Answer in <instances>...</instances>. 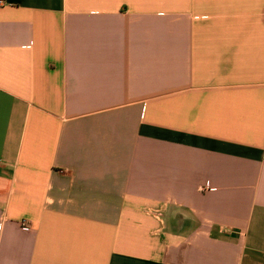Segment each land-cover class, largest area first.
<instances>
[{"label":"crops","instance_id":"1","mask_svg":"<svg viewBox=\"0 0 264 264\" xmlns=\"http://www.w3.org/2000/svg\"><path fill=\"white\" fill-rule=\"evenodd\" d=\"M0 1V264H264V0Z\"/></svg>","mask_w":264,"mask_h":264},{"label":"built area","instance_id":"2","mask_svg":"<svg viewBox=\"0 0 264 264\" xmlns=\"http://www.w3.org/2000/svg\"><path fill=\"white\" fill-rule=\"evenodd\" d=\"M1 3H2V1H0V4ZM263 17H264V13H263ZM207 188H208V186L207 185H204V186L201 187V190L205 191Z\"/></svg>","mask_w":264,"mask_h":264}]
</instances>
